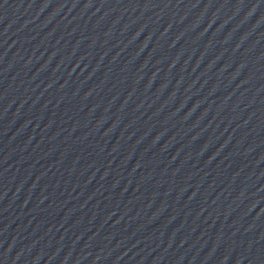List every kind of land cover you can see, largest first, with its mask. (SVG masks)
Instances as JSON below:
<instances>
[{
	"label": "water",
	"instance_id": "obj_1",
	"mask_svg": "<svg viewBox=\"0 0 264 264\" xmlns=\"http://www.w3.org/2000/svg\"><path fill=\"white\" fill-rule=\"evenodd\" d=\"M0 264H264V0H0Z\"/></svg>",
	"mask_w": 264,
	"mask_h": 264
}]
</instances>
